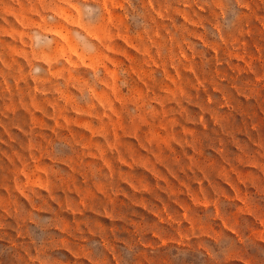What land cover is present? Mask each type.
<instances>
[{
    "label": "rangeland",
    "instance_id": "1",
    "mask_svg": "<svg viewBox=\"0 0 264 264\" xmlns=\"http://www.w3.org/2000/svg\"><path fill=\"white\" fill-rule=\"evenodd\" d=\"M0 264H264V0H0Z\"/></svg>",
    "mask_w": 264,
    "mask_h": 264
}]
</instances>
